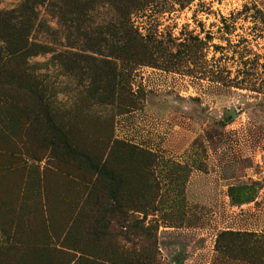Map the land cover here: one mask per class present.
<instances>
[{"label":"rangeland","instance_id":"rangeland-1","mask_svg":"<svg viewBox=\"0 0 264 264\" xmlns=\"http://www.w3.org/2000/svg\"><path fill=\"white\" fill-rule=\"evenodd\" d=\"M17 32L0 264H264V0H0Z\"/></svg>","mask_w":264,"mask_h":264},{"label":"trees","instance_id":"trees-1","mask_svg":"<svg viewBox=\"0 0 264 264\" xmlns=\"http://www.w3.org/2000/svg\"><path fill=\"white\" fill-rule=\"evenodd\" d=\"M15 46H17V50H15L10 56L1 59L0 60V90H3V93L8 92V89L12 88L13 85L18 88V87H25V84L27 82H32L33 79L30 78L29 75H27L24 71V68L18 69L17 66L12 65L10 62V58H12V61L15 60L16 63H19L20 60L23 59L25 56V53H23L24 49H27L26 47V40L25 36H22L21 33L17 32L15 35ZM200 42V41H198ZM214 49H222L220 45H214ZM10 62V63H9ZM241 82V81H240ZM239 82V83H240ZM238 83V84H239ZM28 92V93H27ZM27 98L23 100V102L27 101L26 99H29L28 101L31 102L30 109L28 107H24V112L23 114V119L29 120L28 124L32 126L31 128H35V124H41L38 126H42V128H48V127H53L50 119L47 115L46 109L42 107L41 104L37 105V101L40 99L38 94H36V90H32L30 87L27 88ZM38 93V92H37ZM39 109L41 112L36 113V110ZM19 119V118H18ZM22 120V118H20ZM35 123V124H34ZM30 129V128H29ZM10 157L13 159H20L19 154H10ZM225 235H230V236H240L242 235L241 232H236V233H231V232H222L220 233L219 236H225ZM34 249L27 248L25 249V254L24 251L21 254V259H20V264H38L36 255L34 254ZM40 258V257H39ZM146 264V263H144Z\"/></svg>","mask_w":264,"mask_h":264},{"label":"water","instance_id":"water-1","mask_svg":"<svg viewBox=\"0 0 264 264\" xmlns=\"http://www.w3.org/2000/svg\"><path fill=\"white\" fill-rule=\"evenodd\" d=\"M228 113L230 114L231 117L235 116V113L232 108L229 109Z\"/></svg>","mask_w":264,"mask_h":264}]
</instances>
